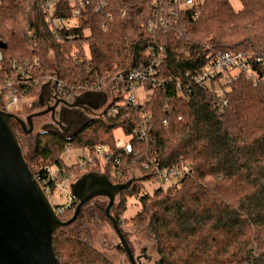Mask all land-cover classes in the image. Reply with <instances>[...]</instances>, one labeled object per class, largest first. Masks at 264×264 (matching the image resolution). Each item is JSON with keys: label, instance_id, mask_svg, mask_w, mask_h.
<instances>
[{"label": "trees", "instance_id": "obj_1", "mask_svg": "<svg viewBox=\"0 0 264 264\" xmlns=\"http://www.w3.org/2000/svg\"><path fill=\"white\" fill-rule=\"evenodd\" d=\"M99 1L89 0L75 14L69 0H0V88L7 91L10 81L21 98L31 99L14 113L24 122L42 110L39 96L49 71L67 90H102L112 97L115 73L149 65L148 49L166 47L164 84L150 87L136 105L119 93L116 112L107 100L102 116L73 138L47 130L26 133L17 122L31 136L29 155L24 151L28 143L13 125L34 176L62 166L75 171V182L85 172L76 171L75 163L64 164L61 154L70 146L92 150L106 144L110 159L96 158L89 170L105 174L114 185L133 179L110 212L122 230L126 203L137 200L142 208L131 220L147 225L157 251L154 264H264V0H239L240 10L229 0H193L181 9L169 0H104L96 11ZM160 16L173 20L171 26L150 32L149 23ZM211 49L262 55L253 63L259 81L239 72L222 87L223 95L209 85L192 87L188 97L179 94L177 74L200 69ZM141 112H149L152 128L146 139L132 136L128 152L117 144L115 131L131 135L141 126ZM184 163L189 170L164 186L159 170ZM134 168L138 176L128 178ZM147 181L160 185L143 191ZM107 201L106 196L91 198L76 220L54 232L60 264H117L89 234L91 223L108 218ZM78 202L75 198L57 212L60 219H69Z\"/></svg>", "mask_w": 264, "mask_h": 264}, {"label": "water", "instance_id": "obj_2", "mask_svg": "<svg viewBox=\"0 0 264 264\" xmlns=\"http://www.w3.org/2000/svg\"><path fill=\"white\" fill-rule=\"evenodd\" d=\"M101 94L103 101L106 100L105 93ZM55 110V105L46 106L28 115L24 122L16 114L0 109V264H60L53 250L54 232L76 220L81 207L97 196L108 199L104 211L119 236L118 246L126 250L131 264H140V256L134 255L118 221L110 212L122 188L129 187L133 179L114 185L105 174L89 171L81 175L71 184V194L79 202L73 215L62 220L28 166L11 122L17 120L30 133L34 128L35 116L51 112L54 118ZM94 119L88 118L65 136L73 138Z\"/></svg>", "mask_w": 264, "mask_h": 264}, {"label": "built area", "instance_id": "obj_3", "mask_svg": "<svg viewBox=\"0 0 264 264\" xmlns=\"http://www.w3.org/2000/svg\"><path fill=\"white\" fill-rule=\"evenodd\" d=\"M75 6V14H80L84 4H88L89 0H69ZM170 3H174L177 9L191 7L194 3L193 0H169ZM106 5L104 0H100L98 5H96V11L101 10ZM171 14L176 15V10L172 9ZM111 17V13L108 14V18ZM48 20V18L46 19ZM173 20L166 19L160 16L157 19L151 20L148 25V30L150 32L156 31L159 29H168L171 26ZM175 22H177L175 20ZM64 21L59 20V27H63ZM104 28H107V22L103 24ZM58 36V35H57ZM59 37V36H58ZM150 55V64L144 65V67L131 69L129 71H119L115 73L114 86H115V95L119 93L124 95L125 102L130 105H136L140 102V98L137 95V89H145L147 95L151 93L150 87H157L159 84H164L166 80L162 73L163 60L166 57V47L159 45L158 49L150 47L147 51ZM2 59V54L0 52V60ZM254 59L259 61L263 60L262 55H255L252 53H245L242 51L236 50H220V49H211L205 58V63L200 67V69L195 70V72L190 73L187 69L182 75H178L174 79L175 89L184 97H188V92L192 90V87H202L204 85L212 86L215 89L217 94L223 95L224 91L221 86L222 83L229 84L231 79L236 77L239 72L246 73L248 76L252 77L256 82L259 81L255 69L253 68ZM109 76V75H108ZM172 80V79H171ZM61 85V82L57 78L55 81ZM0 98L2 99V104L4 110L9 113H15L18 107L23 102H29L31 99L21 98L15 90L12 89V83L9 81L7 84V91L0 88ZM116 98V97H114ZM111 100L113 107L111 112H116L118 106L116 103H119L118 99ZM225 100V99H224ZM223 100V103L225 102ZM115 104V106H114ZM151 115L149 112H141L139 114V119L141 120V126H137L131 132V135H125L122 130H117V144L126 149L128 152L131 151L130 139L132 136L136 135L140 139H146L148 136V130L152 128L151 124ZM161 122L167 124V119L162 118ZM122 135V136H120ZM83 152L79 154L77 158V165L79 172L88 173L89 167H93L96 164V158L100 159L102 163L108 161L111 157V150L106 144H100L91 149H81ZM119 158L115 159V164H118ZM159 170V169H158ZM189 170L188 164H182L181 166L176 165L172 167H165L159 170L161 180L163 182L178 180L182 175ZM45 176H41L37 173L35 178L41 184L45 195L48 196L49 200L52 203V196L54 191L65 190L67 186H71L72 180H75V175L68 174V171L62 166H51L47 167ZM67 202L61 203L57 206V212H63L70 206L74 198L73 194L66 192ZM53 204V203H52ZM54 206V205H53Z\"/></svg>", "mask_w": 264, "mask_h": 264}, {"label": "rangeland", "instance_id": "obj_4", "mask_svg": "<svg viewBox=\"0 0 264 264\" xmlns=\"http://www.w3.org/2000/svg\"><path fill=\"white\" fill-rule=\"evenodd\" d=\"M233 7L236 10H240L242 8V3L239 0H229ZM54 5L52 2L50 6ZM87 32V31H86ZM86 47V44L85 46ZM74 52V51H73ZM49 71L45 78V83L50 82L53 84L57 80L55 78L54 72ZM222 87H224V83L221 84ZM226 86V83H225ZM82 89H79V92H82ZM137 95L140 98L141 101H144L147 98V93L145 89L138 88L137 89ZM107 96V95H106ZM114 96H107V100L109 102L113 100ZM25 119V118H24ZM50 115L48 113H45L42 116H35L33 118L34 128L33 131H31L30 134H35L38 131H41V124L43 121H50ZM17 129V128H16ZM119 130V129H117ZM19 136L24 141L23 143H28V145H24V151L31 155L32 151V144H31V136H26L25 133L23 134L19 130H17ZM119 132L115 131V134L117 135ZM122 136V135H120ZM30 142V143H29ZM83 150L79 149L78 147H68L62 154L61 157L63 159L64 164L66 165H73L74 163L77 165V158L79 154H81ZM75 170H78V165L76 166ZM68 174L75 175V171L67 170ZM139 172L134 168L130 170L128 174V178H135L137 177ZM173 183V181H166L162 184L164 186L170 185ZM160 185V182H149L147 181L144 183V186L142 190L152 191L153 188L158 187ZM71 186H67L65 190L59 191L56 190L53 193L52 196V203L53 204H61L67 202V194L66 192H70ZM108 200V199H107ZM118 200V197L116 198V201ZM126 210L122 213V219L125 221L122 227V231L126 233L127 239L129 241V245L131 249L134 252L135 256H141L140 264H154V261L157 259V251L154 246V240L152 235L149 233V229L147 228V225L137 226L135 222L131 220L133 216H135L142 208L140 204L137 203V200L135 198H129L126 203ZM89 234L91 237V241L93 244L101 251L107 253L109 256H111L114 261L117 264H131L127 253L123 249L118 248V244L120 243L119 236H117L116 231L113 227V223L110 221V219L101 220L100 222H93L89 226Z\"/></svg>", "mask_w": 264, "mask_h": 264}, {"label": "flooded vegetation", "instance_id": "obj_5", "mask_svg": "<svg viewBox=\"0 0 264 264\" xmlns=\"http://www.w3.org/2000/svg\"><path fill=\"white\" fill-rule=\"evenodd\" d=\"M101 93H103L102 90L93 89L83 90L82 92H79V90L70 91L57 82H53V84L50 82L44 83L39 96V104L42 110L46 106L54 105L56 110L54 118H52L51 112L48 113L51 119L42 122V130H53L67 135L71 134L76 127L83 124L88 118L102 116L106 110L107 98L103 101ZM17 122V120H12L15 129H18V123H20ZM20 126L26 132L22 123H20ZM26 127L29 128L27 124Z\"/></svg>", "mask_w": 264, "mask_h": 264}]
</instances>
